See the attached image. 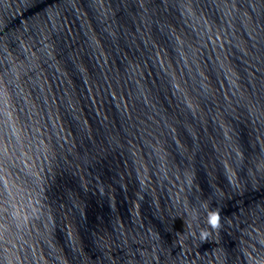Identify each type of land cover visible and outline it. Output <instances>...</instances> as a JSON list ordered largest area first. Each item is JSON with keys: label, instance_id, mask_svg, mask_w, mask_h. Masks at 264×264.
Returning a JSON list of instances; mask_svg holds the SVG:
<instances>
[{"label": "water", "instance_id": "water-1", "mask_svg": "<svg viewBox=\"0 0 264 264\" xmlns=\"http://www.w3.org/2000/svg\"><path fill=\"white\" fill-rule=\"evenodd\" d=\"M262 230L264 0H0V264H211Z\"/></svg>", "mask_w": 264, "mask_h": 264}, {"label": "clouds", "instance_id": "clouds-1", "mask_svg": "<svg viewBox=\"0 0 264 264\" xmlns=\"http://www.w3.org/2000/svg\"><path fill=\"white\" fill-rule=\"evenodd\" d=\"M207 224L213 230L218 229L220 227V210L215 208H209L207 213ZM209 233L207 231L202 230L200 233L201 241H207Z\"/></svg>", "mask_w": 264, "mask_h": 264}]
</instances>
